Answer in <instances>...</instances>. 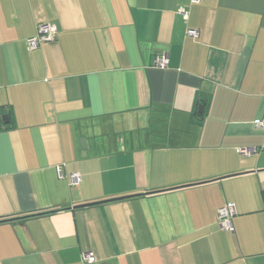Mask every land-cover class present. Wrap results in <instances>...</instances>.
<instances>
[{
	"label": "crops",
	"instance_id": "crops-1",
	"mask_svg": "<svg viewBox=\"0 0 264 264\" xmlns=\"http://www.w3.org/2000/svg\"><path fill=\"white\" fill-rule=\"evenodd\" d=\"M263 116L264 0H0V264H264Z\"/></svg>",
	"mask_w": 264,
	"mask_h": 264
},
{
	"label": "built area",
	"instance_id": "built-area-1",
	"mask_svg": "<svg viewBox=\"0 0 264 264\" xmlns=\"http://www.w3.org/2000/svg\"><path fill=\"white\" fill-rule=\"evenodd\" d=\"M201 0H190L191 4L199 3ZM178 12L184 17H187V11L184 8H180ZM55 32V28L52 25L49 24H39L37 26V33L34 36H31L26 39L25 44L28 49H34L37 48L41 43L50 41L53 38ZM187 35L195 37L197 35V31L193 29L187 30ZM155 65L158 68H165L167 66V58L165 56H158L155 59ZM254 125L258 128H261L264 130V116L261 119L254 120ZM264 150V145L260 146L259 148L253 147V148H244L241 150V152L245 155L252 154L258 150ZM58 176L60 178L63 177L62 171L58 170ZM80 181V175L78 172H71L69 174V182L72 185L78 184ZM236 214V210L233 204L226 203L222 207H220L217 211V221L220 225V228H222L225 231H233L232 226V217ZM81 260L83 262H93L94 256L91 252H85L81 254Z\"/></svg>",
	"mask_w": 264,
	"mask_h": 264
},
{
	"label": "water",
	"instance_id": "water-1",
	"mask_svg": "<svg viewBox=\"0 0 264 264\" xmlns=\"http://www.w3.org/2000/svg\"><path fill=\"white\" fill-rule=\"evenodd\" d=\"M4 117H6V116L4 115L3 118ZM133 196H135V195H131L130 194V195H126V196H118V197H115V198H109L107 200H97V201H94V202H88L86 204H80V205H76L74 207L89 206V205H93V204H99V203H102V202H107V201H112V200H120V199L129 198V197H133ZM53 211H56V210L37 212V213H34V214H26V215L11 217V218H3V219H0V222L22 220V219H26V218H29V217H32V216H38V215H44V214L52 213Z\"/></svg>",
	"mask_w": 264,
	"mask_h": 264
}]
</instances>
